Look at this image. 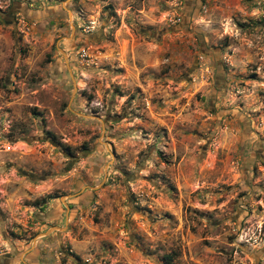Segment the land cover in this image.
<instances>
[{"label":"rangeland","instance_id":"obj_1","mask_svg":"<svg viewBox=\"0 0 264 264\" xmlns=\"http://www.w3.org/2000/svg\"><path fill=\"white\" fill-rule=\"evenodd\" d=\"M0 264H264V0H0Z\"/></svg>","mask_w":264,"mask_h":264},{"label":"water","instance_id":"obj_2","mask_svg":"<svg viewBox=\"0 0 264 264\" xmlns=\"http://www.w3.org/2000/svg\"><path fill=\"white\" fill-rule=\"evenodd\" d=\"M61 53H62V55L64 56V59H65V61H66V63H67L66 55H65L64 52H62V51H61ZM52 230H54V228H51L49 231L45 232V233L42 234V235L48 234V233L51 232Z\"/></svg>","mask_w":264,"mask_h":264}]
</instances>
